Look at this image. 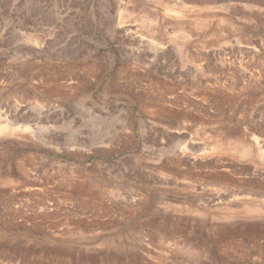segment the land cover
I'll list each match as a JSON object with an SVG mask.
<instances>
[{"label":"rangeland","instance_id":"rangeland-1","mask_svg":"<svg viewBox=\"0 0 264 264\" xmlns=\"http://www.w3.org/2000/svg\"><path fill=\"white\" fill-rule=\"evenodd\" d=\"M0 264H264V0H0Z\"/></svg>","mask_w":264,"mask_h":264},{"label":"bare ground","instance_id":"bare-ground-1","mask_svg":"<svg viewBox=\"0 0 264 264\" xmlns=\"http://www.w3.org/2000/svg\"><path fill=\"white\" fill-rule=\"evenodd\" d=\"M169 10V9H168ZM167 11V10H166ZM12 126V125H11ZM181 148V147H180ZM183 148V147H182ZM260 156H261V154H260ZM177 160V159H176ZM177 165V164H176ZM174 166V165H173ZM74 186V185H73ZM29 204V203H28ZM55 204V203H54ZM94 205V204H93ZM96 208V207H95ZM22 209V208H21ZM28 209V208H27ZM99 209V208H98ZM31 210V209H30ZM20 212V211H19ZM23 212V211H22ZM95 213V212H94ZM258 213V212H257ZM259 213H261V212H259ZM253 216V215H252ZM229 222V221H228ZM249 222V221H248ZM225 224V223H224ZM236 251V250H235Z\"/></svg>","mask_w":264,"mask_h":264}]
</instances>
